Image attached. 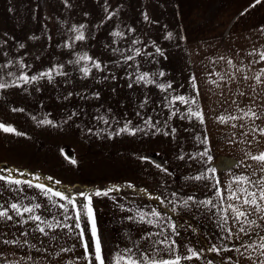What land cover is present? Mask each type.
<instances>
[{
    "label": "snow or ice",
    "instance_id": "1",
    "mask_svg": "<svg viewBox=\"0 0 264 264\" xmlns=\"http://www.w3.org/2000/svg\"><path fill=\"white\" fill-rule=\"evenodd\" d=\"M254 2L259 3V0ZM103 3L106 15L100 24L113 20L123 10L119 2L115 7L109 0ZM62 4L66 8L75 6L72 0H62ZM9 11L14 9L9 8ZM83 15L88 17L90 13L85 11ZM143 19H150L146 11ZM88 27L87 21L72 23L67 29L70 35L56 44L58 49L67 50L61 55L71 58L54 56L49 66L34 71L33 64L25 59L30 55L25 43L17 42V50L13 53L9 41L0 39V90H4L5 95L10 89L26 94H31L30 89L40 92L42 81L54 83L60 77L64 84H69L73 72L81 79L114 81L118 78L117 71L122 70L128 78V88L137 85L145 90L134 112L138 122L134 123L127 113L121 119L110 107L102 112L101 106L93 116L96 126H84L83 133L106 139L139 133L144 137L162 135L175 140L178 130L173 123L174 117L196 121L201 128L195 135L198 147L190 153L181 148L177 159L198 165L197 171L184 179L186 182L200 181L202 191L207 194L169 191L172 173L161 164L156 167L168 179H159V191L147 187L138 189L131 179L99 186L62 184L61 180L39 170L0 165V264H264V63H261L264 44L259 47L250 44L246 50L237 49L233 54L228 48L220 52L215 43L200 42L197 48L189 50V64L202 69L200 77L190 67L185 82L187 89L181 92L179 89H184L185 84L174 88L175 81L166 76L163 67L144 68L145 64L158 65V57L167 58L166 50L154 39L147 37L144 42L145 36L137 33L135 27L117 24L109 33L115 39L104 45L117 58H102L77 47V42L86 43L90 39ZM260 35H264V25L260 26ZM165 38L187 40L185 35L172 31H167ZM47 39L52 37L49 35ZM150 47L152 50H147ZM176 47L181 45L177 43ZM35 60L39 61L40 56H35ZM201 77L209 85L210 98L215 97L207 115L201 100ZM149 86L160 90V98L152 99L148 94ZM84 92L85 95L67 91L57 99L77 96L81 100L94 98L98 101L101 97L100 91L86 88ZM150 105H162L167 112L152 106V114H148ZM12 111L23 112L24 108ZM82 111L72 108L60 121L52 119L47 112L42 119L35 115L32 119L37 126L59 127L79 117ZM209 120L220 133L221 142L239 147L241 151L239 161L235 158L232 161L238 170H234L232 164L224 165L227 175L220 173V165L214 158L215 142L209 132ZM0 131L27 135L13 123L4 121H0ZM138 159L147 161L149 157L142 155ZM71 163L76 164L77 160L73 157ZM125 189L135 191L124 192V200L118 199V194ZM130 195L141 203L129 199ZM144 196L159 204H144ZM100 198L113 201V207L120 210L121 223L135 226L138 238H134L129 228L123 244L120 241L109 244L103 239L95 208ZM173 214L203 218L212 223L215 231L201 232V225L181 223ZM86 230H90L87 238ZM141 242L146 246L141 247ZM207 253L215 255L210 258Z\"/></svg>",
    "mask_w": 264,
    "mask_h": 264
},
{
    "label": "rangeland",
    "instance_id": "2",
    "mask_svg": "<svg viewBox=\"0 0 264 264\" xmlns=\"http://www.w3.org/2000/svg\"><path fill=\"white\" fill-rule=\"evenodd\" d=\"M117 2L123 5V10L113 20L100 24L99 21L106 15L103 11V0H72L75 5L72 8L64 7L62 0H0V39L9 41L13 53L17 50V42L25 43L26 50L30 53L25 59L33 64L34 71L49 66L54 56L61 59L71 58L61 55L67 50L58 49L56 44L70 35L67 29L72 23L84 21L88 22L90 39L86 43L77 42V47H83L90 54L115 60L117 57L108 52L104 45L115 39L109 35L113 27L117 24L121 26L128 24L135 27L137 33L145 36L144 42L147 41V37H151L166 50V59L158 57L160 61L158 65L145 64L144 68L153 70L163 67L166 76L175 81L174 88L179 84H185L184 89H179L181 92L187 89L185 82L190 74V67L200 77L202 69L198 65L189 64V50L197 48L200 42L215 43L219 46L220 52L228 48L233 54L237 49L246 50L250 44L257 47L264 44V35H260V26L264 25V0H259V3H255L254 0H109L113 7ZM9 8H13L14 11H9ZM85 11L90 13L88 17L83 15ZM145 11L150 18L149 21L143 19ZM61 20L67 23L62 24ZM167 31L185 35L187 40H168L165 38ZM49 35L52 37L51 40L47 39ZM32 36H36L37 39H30ZM177 43L181 45L180 48L176 47ZM147 50L152 49L150 47ZM37 55L40 56L39 61L35 60ZM117 77L114 81H95L92 78L81 79L78 73L73 72L71 83L64 84L63 78L60 77L54 83L42 81L40 92L30 89L31 94H26L19 89H10L5 95L4 90H0V121L13 123L21 132L27 133L18 136L0 131V165L39 170L45 175H52L61 180L62 184L71 182L77 185L99 186L131 179L137 184L138 189L147 187L149 190L159 191L161 190L158 188L159 179L161 177L168 179L156 167L157 164H161L168 167L172 173L168 184L169 191L206 195L207 193L202 191L200 181L186 182L184 179L185 176L194 174L198 165L192 161L184 162L177 159L181 148L190 153L198 147L195 141L196 133L201 131L198 122L174 117L173 123L178 130L175 140L162 135L144 137L139 133L136 136L125 134L111 139L83 133L84 126H96L93 116L97 114L95 110L101 106L102 112L110 107L121 119L127 113L134 123L138 122L134 112L145 90L137 85L128 88V78L122 70L117 71ZM208 87L201 77V100L205 110L210 108L215 99L210 98ZM86 88L88 91H100V99L81 100L77 96L69 97L68 100L57 99L60 95H66L67 91L85 95ZM148 94L153 100L160 98V90L154 86H149ZM40 101H43V104ZM152 106L159 107L161 112H167L162 105H150L147 109L148 114H152ZM13 108H24V111L13 112ZM72 108L83 111L79 117H73L71 121L59 127L37 126L32 119L33 115L37 116V119H42L43 114L47 112L51 113L52 119L60 121ZM100 126L103 127L102 124ZM208 128L215 142L214 158L222 167L223 157L230 158L234 151L239 149L221 142L220 133L210 120ZM142 155L149 159L139 160L138 157ZM73 157L77 160L76 164L71 163ZM186 183L191 188L187 187L184 190L183 184ZM121 193L118 194V199L124 200ZM155 202L159 204V201ZM95 208L98 229L103 239L109 244L117 241L123 244L125 238L121 237L120 210L113 207V201L108 198L97 199ZM173 215L181 223L184 222L181 216ZM185 221L201 225V232L215 231L212 223L203 218L198 220L192 217L190 221L186 219ZM88 235L90 230H86V238Z\"/></svg>",
    "mask_w": 264,
    "mask_h": 264
},
{
    "label": "crops",
    "instance_id": "3",
    "mask_svg": "<svg viewBox=\"0 0 264 264\" xmlns=\"http://www.w3.org/2000/svg\"><path fill=\"white\" fill-rule=\"evenodd\" d=\"M207 111H208V108H206V115H207ZM233 147H236V146H233ZM237 149H239V150H236V151H234V155L232 156V157H228V156H226V157H223V161H222V163H223V166L222 167H220V173H222V174H224V175H227V172H226V170H225V168H224V165L225 164H232V161H233V159L235 158V160H237V161H239V159L241 158V151H240V148L239 147H236ZM232 166H233V169L234 170H238L237 169V167H236V165L235 164H232ZM187 187H190L191 188V186L190 185H187L186 187H185V184H183V189L184 190H186V188ZM135 190H132V189H125V190H121V194H122V198H125L124 197V192H128V193H133ZM129 199H137V203H141V201H140V199H138V198H136V197H134V196H129L128 197ZM143 203L144 204H153V206H156V205H158V203L157 202H155V200L154 199H150L149 197H147V196H144L143 197ZM185 219L186 220H191L192 219V216L190 215V214H184V216H182V219L181 220H184V222H185ZM120 229H121V237L122 238H125L126 237V234H127V232L129 231V228H131V230H132V232L134 233V238H138V234H135V226H130L129 224H128V222H124V223H121V213H120ZM181 239H183V233H182V235H181ZM122 241H124V240H122ZM126 242V241H125ZM146 245H145V243L144 242H141V247H145ZM207 255L211 258L212 256H214L215 254L214 253H207Z\"/></svg>",
    "mask_w": 264,
    "mask_h": 264
}]
</instances>
